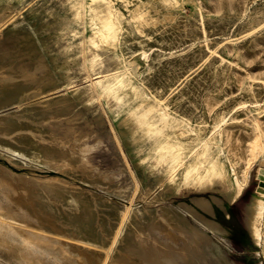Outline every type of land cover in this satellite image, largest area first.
<instances>
[{"label": "rangeland", "instance_id": "obj_1", "mask_svg": "<svg viewBox=\"0 0 264 264\" xmlns=\"http://www.w3.org/2000/svg\"><path fill=\"white\" fill-rule=\"evenodd\" d=\"M1 70L20 201L146 264H264V0H0Z\"/></svg>", "mask_w": 264, "mask_h": 264}, {"label": "bare ground", "instance_id": "obj_2", "mask_svg": "<svg viewBox=\"0 0 264 264\" xmlns=\"http://www.w3.org/2000/svg\"><path fill=\"white\" fill-rule=\"evenodd\" d=\"M2 71L3 70L0 71V84L3 81L2 75H4ZM30 90H33L32 87ZM24 92H26V90ZM258 148L259 146L257 144L254 145L253 151H256ZM11 151L20 153L19 151H16L14 149H12ZM0 179H1L0 184H2V182H5V185L2 186L3 193H5V198L3 200H0V248H5L7 250L6 252H3L1 254L5 256V259L9 264H146V262H143L144 257L138 256L137 253L139 249L141 248L143 249L145 247V246L140 247V244H142V246L144 245L143 237L136 238L135 243L139 245L138 247L128 244L127 246H125V248H121V247L116 248L115 249L116 252L114 254H111L114 245L120 241L119 237L123 234L121 227H118L114 230L111 229L109 231L114 234V235L110 234L113 235L114 237L111 240L109 239L108 236L107 237L108 239L104 237L102 238V240L89 241L88 239L81 237L77 233V231L75 230L76 228L75 225L72 226V229L63 230V225L61 224L62 222H60V219L58 218L59 214H57L56 210L51 209L53 208L51 205L39 204L38 207V206H34L35 203H33L34 205H32V203H30L29 201L28 202L27 201L23 202L22 200L20 201V199H18V197L15 196L16 195L15 186L7 182L8 178L6 179V181L2 180V178ZM37 193L36 195H38ZM38 196H40V194ZM43 200H45V198ZM124 209L126 211H129V207L127 208L125 207ZM163 212H164V216L166 214L167 217L165 216V219L164 218L162 219V217L160 216L161 220L163 222L166 221L165 224L170 225V222H172L173 219L176 218L175 213L168 210L167 208H164ZM121 213H123V211H121ZM123 214L125 215L126 212ZM122 216L121 218H123ZM57 219H59L58 220L59 222L57 221ZM175 226L179 227L180 224ZM174 228L173 227L169 228L168 226L165 229V234L168 236V238H173V235L174 234L176 235V232L174 233L175 231ZM190 230L192 232L194 241L195 239L196 240L200 238L203 239L205 237L204 233L198 231L196 228H190ZM66 231L70 233L67 234ZM12 237L16 238L15 244H12L13 242ZM62 238L65 239L62 240ZM66 239L72 240V242H68V240ZM103 250L104 252H102ZM61 254H65V256L60 257ZM184 254L186 253L184 252ZM147 259L148 258H146V260ZM139 260H141V262Z\"/></svg>", "mask_w": 264, "mask_h": 264}]
</instances>
